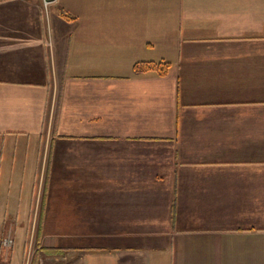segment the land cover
I'll return each mask as SVG.
<instances>
[{
  "label": "crops",
  "instance_id": "crops-1",
  "mask_svg": "<svg viewBox=\"0 0 264 264\" xmlns=\"http://www.w3.org/2000/svg\"><path fill=\"white\" fill-rule=\"evenodd\" d=\"M0 264H264V0H0Z\"/></svg>",
  "mask_w": 264,
  "mask_h": 264
},
{
  "label": "trees",
  "instance_id": "trees-1",
  "mask_svg": "<svg viewBox=\"0 0 264 264\" xmlns=\"http://www.w3.org/2000/svg\"><path fill=\"white\" fill-rule=\"evenodd\" d=\"M61 14L68 19H76L77 17L65 9H61ZM171 63L168 61L154 62V61H140L137 62L134 67L136 71H157L161 75L166 74L170 68Z\"/></svg>",
  "mask_w": 264,
  "mask_h": 264
},
{
  "label": "built area",
  "instance_id": "built-area-1",
  "mask_svg": "<svg viewBox=\"0 0 264 264\" xmlns=\"http://www.w3.org/2000/svg\"><path fill=\"white\" fill-rule=\"evenodd\" d=\"M12 242H13V240L11 238H6L3 243L5 245H10V244H12Z\"/></svg>",
  "mask_w": 264,
  "mask_h": 264
},
{
  "label": "rangeland",
  "instance_id": "rangeland-1",
  "mask_svg": "<svg viewBox=\"0 0 264 264\" xmlns=\"http://www.w3.org/2000/svg\"><path fill=\"white\" fill-rule=\"evenodd\" d=\"M43 181H44V176L42 177V179L39 178V180H38V183H40V189H41V191H42Z\"/></svg>",
  "mask_w": 264,
  "mask_h": 264
}]
</instances>
